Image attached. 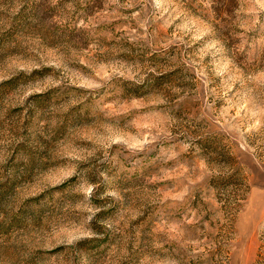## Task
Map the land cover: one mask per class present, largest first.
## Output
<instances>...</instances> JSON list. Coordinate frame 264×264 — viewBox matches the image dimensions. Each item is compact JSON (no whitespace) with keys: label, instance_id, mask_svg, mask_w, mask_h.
I'll list each match as a JSON object with an SVG mask.
<instances>
[{"label":"rangeland","instance_id":"obj_1","mask_svg":"<svg viewBox=\"0 0 264 264\" xmlns=\"http://www.w3.org/2000/svg\"><path fill=\"white\" fill-rule=\"evenodd\" d=\"M0 264H264V0H0Z\"/></svg>","mask_w":264,"mask_h":264}]
</instances>
